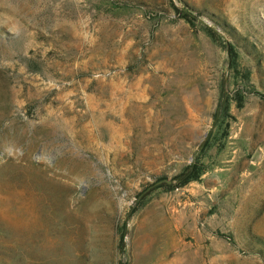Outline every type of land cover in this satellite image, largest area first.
<instances>
[{"label":"rangeland","instance_id":"374dc122","mask_svg":"<svg viewBox=\"0 0 264 264\" xmlns=\"http://www.w3.org/2000/svg\"><path fill=\"white\" fill-rule=\"evenodd\" d=\"M0 264H264V0H0Z\"/></svg>","mask_w":264,"mask_h":264},{"label":"water","instance_id":"95a60500","mask_svg":"<svg viewBox=\"0 0 264 264\" xmlns=\"http://www.w3.org/2000/svg\"><path fill=\"white\" fill-rule=\"evenodd\" d=\"M225 101H226V96H225V98H224V102H223V104L225 103ZM220 110H221V108L218 110V112H217V114H216V117H215L214 124H213V126H212L210 132H209L208 134L205 135L204 139L202 140V142H201V144H200V147H201L202 145H204V144L209 140V138L211 137L213 131L215 130L216 125H217L218 120H219ZM193 166H194V163H193V158H192V159H191V167L193 168ZM163 184L173 185V184H174V181L171 180V179H167V178L162 179V180H159V181L156 182L155 184L151 185V186H150L145 192H143L142 195L148 193V192L151 191L152 189H157V188L161 187ZM142 195H141V196H142ZM141 196H140V197H141Z\"/></svg>","mask_w":264,"mask_h":264},{"label":"trees","instance_id":"16d2710c","mask_svg":"<svg viewBox=\"0 0 264 264\" xmlns=\"http://www.w3.org/2000/svg\"><path fill=\"white\" fill-rule=\"evenodd\" d=\"M231 51H232V48H231ZM191 169H193V168H191ZM193 178H194V171L191 170L187 174H183V175L178 176L177 180H179V183L181 185H185L186 183H188Z\"/></svg>","mask_w":264,"mask_h":264}]
</instances>
